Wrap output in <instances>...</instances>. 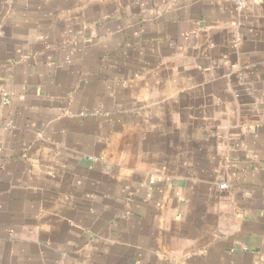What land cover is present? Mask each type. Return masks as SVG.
Wrapping results in <instances>:
<instances>
[{
  "label": "crops",
  "instance_id": "1",
  "mask_svg": "<svg viewBox=\"0 0 264 264\" xmlns=\"http://www.w3.org/2000/svg\"><path fill=\"white\" fill-rule=\"evenodd\" d=\"M244 2L0 0V264H264Z\"/></svg>",
  "mask_w": 264,
  "mask_h": 264
},
{
  "label": "built area",
  "instance_id": "2",
  "mask_svg": "<svg viewBox=\"0 0 264 264\" xmlns=\"http://www.w3.org/2000/svg\"><path fill=\"white\" fill-rule=\"evenodd\" d=\"M220 1L231 2V3L235 4V6H236L238 9H242V8L244 7V4H245L244 0H220ZM221 187H222V188H225L226 185L223 184Z\"/></svg>",
  "mask_w": 264,
  "mask_h": 264
}]
</instances>
